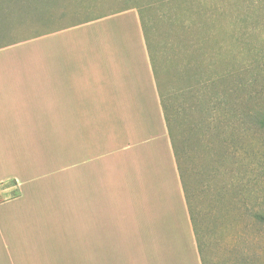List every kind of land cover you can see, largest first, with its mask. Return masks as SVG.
I'll return each mask as SVG.
<instances>
[{"label": "crops", "instance_id": "1", "mask_svg": "<svg viewBox=\"0 0 264 264\" xmlns=\"http://www.w3.org/2000/svg\"><path fill=\"white\" fill-rule=\"evenodd\" d=\"M0 264H201L136 11L0 49Z\"/></svg>", "mask_w": 264, "mask_h": 264}, {"label": "rangeland", "instance_id": "2", "mask_svg": "<svg viewBox=\"0 0 264 264\" xmlns=\"http://www.w3.org/2000/svg\"><path fill=\"white\" fill-rule=\"evenodd\" d=\"M11 2L0 0V49L129 8L141 15L161 90L178 110L185 193L206 256L264 264L255 217L264 214V128L242 121L264 116V0H38L25 14L8 12Z\"/></svg>", "mask_w": 264, "mask_h": 264}, {"label": "trees", "instance_id": "3", "mask_svg": "<svg viewBox=\"0 0 264 264\" xmlns=\"http://www.w3.org/2000/svg\"><path fill=\"white\" fill-rule=\"evenodd\" d=\"M10 1H12L11 3L14 4V6L12 5L9 8V10H7V11L14 13V11H15L14 9L17 8L18 6H21V10H22L23 14H25V12L27 10H30L31 6L33 4L38 2V0H10ZM13 7H15V8H13ZM19 10L20 9H18V11ZM130 10H133V9L129 8V9L124 10L122 12L130 11ZM122 12H119V13H122ZM116 14H118V13H116ZM138 15L140 17V25H141L144 41H145V44H146V48H147L150 64H151V67H152V71H153L155 82H156V87H157L159 98H160V104H161V108H162V111H163L164 121H165V124H166L168 136H169V139H170V142H171V145H172V150H173V153H174L176 165H177L178 172H179V175H180V181H181V184H182L185 200H186L187 207H188V202H187L186 193H185V187H184V181H183V173H182L181 165H180V161H179L180 160L179 158L181 156L180 154H181L182 151L179 150L178 145H177V129L175 128L176 127L175 126V120H176V117L178 116V110L176 108H174V106L171 103L168 104L169 101L167 100V98L165 97V95L163 94V92L161 90L160 82H159V79H158L160 70H159V68H158V66L156 64L157 52H156V49H155V47L153 45V40H152V38H151V36L149 34V31H148L145 23L143 22V20L141 18V15L139 13H138ZM188 29L189 28L185 29V32H186L185 34H187V35H189V30ZM3 48H6V47H3ZM188 60H190L191 62L194 63V59L188 58ZM195 70H196L195 67L192 68V74L189 76L190 80L194 79V76L196 75L195 74L196 73ZM243 120L244 121H248L249 124H252V125L257 126L259 128H264V116H260V115L259 116H257V115L246 116L245 114H242V121ZM188 212H189L190 219H191V222H192V227H193V231H194V235H195V239H196V245H197V250H198V253H199V256H200L201 264H211L209 262V259L206 256L205 244L203 242V239L201 237H199L198 231L195 228L194 220H193L191 212L189 211V208H188ZM255 217L259 218L260 221L264 222V214L258 213L257 215H255Z\"/></svg>", "mask_w": 264, "mask_h": 264}]
</instances>
